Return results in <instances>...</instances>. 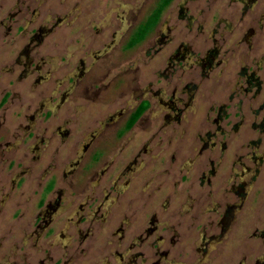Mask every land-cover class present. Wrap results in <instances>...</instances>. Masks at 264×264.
I'll return each mask as SVG.
<instances>
[{
    "label": "rangeland",
    "instance_id": "obj_1",
    "mask_svg": "<svg viewBox=\"0 0 264 264\" xmlns=\"http://www.w3.org/2000/svg\"><path fill=\"white\" fill-rule=\"evenodd\" d=\"M160 1L0 0V264H155L153 253L156 249L149 250L148 245L156 242L160 236H164L165 241L158 255L168 249L167 243L178 240V252L182 250L181 244L185 253L181 256L170 253L159 264H207L206 261L214 259L216 253H209L211 246L205 242L223 228L226 232L215 249L223 252L225 260L228 256L230 258L234 242L240 246L239 243L248 235H251L249 239L246 237L250 246L262 244L264 248V225L255 230L251 224L254 221L252 215L249 224L247 222L248 230L242 233V217L239 216L232 224V213L226 218L220 208L211 212L215 209V202H219L218 196L204 202H194L195 197L189 198L182 192L189 180L197 188L199 180L205 179L196 171L199 161L194 149L199 150L201 145L195 137L198 134L204 136L202 131L210 124L192 126L194 132L190 135V146L183 157L185 160L177 169L171 168L169 179L166 175L159 178L163 182L160 185L163 192L159 195L161 202L169 196L168 212L171 214L168 215L167 226L181 221L175 227L178 231L176 237H173V232L161 228L153 235L146 236L145 230H153L156 226L147 224L143 210L140 218L143 228L139 231L133 226L120 229L116 224L118 213L114 212L106 216L109 223L104 225L106 219L103 210H96L93 215L96 223L89 235H84L88 226L84 220H89L88 213L92 210L84 206L89 194L87 181L89 176L93 181L94 170L97 173L102 170L99 164L93 168L90 163V154L94 148L98 149L101 142L94 132L99 128L98 122L104 118V114L119 109L116 95L129 87L134 70L139 69L143 79L147 75L150 66L136 64V53L143 55L145 62H151L152 68H157L166 57L160 52L157 54V48L166 43L170 53L181 39L178 31L182 30L186 35L189 24L191 30L184 40L192 50L204 48V39L195 37L194 30L199 27L197 7L190 0H171L159 23L144 39L131 47L134 32L146 22L148 14L157 8ZM170 14L171 23H164ZM206 22L208 26L205 28L215 24L214 11L207 14ZM173 24L176 30L170 29ZM172 36L173 40L168 43ZM256 36L248 31L240 39L250 46L255 42L250 61L264 67L260 55L264 50V39L262 35ZM189 45H181V52L189 54ZM210 45L208 42L207 46ZM246 47L242 46L240 51ZM258 47L260 50L255 52L254 49ZM148 55H152L153 59L147 61ZM236 65H232V69L236 67L235 72L244 63L238 60ZM158 71V75L163 76V69ZM249 72H252V67ZM105 77L110 80L112 93L95 94V88ZM256 77H260L264 85V72L258 71ZM87 87H90L89 93L85 92ZM256 87H251L250 96H254ZM125 98L127 95L122 100ZM213 104L208 121L217 124L212 125L211 129L218 127L223 132L232 133V129L238 126V130L232 134V138H218V154L222 153L220 148L224 140H227L229 150H223L225 159L207 171H217L215 181L230 175L228 188L237 191L235 195L240 197L249 193V206L262 190L256 181L259 177L264 179V134L259 135V130L252 129V126H257L264 131L263 97L250 99V102H240V99L234 98L230 103ZM222 106L227 112L224 118L218 114ZM239 108L241 114L236 112ZM114 119L113 116L109 119L108 134L112 132ZM112 137L109 136L107 143L114 142ZM138 137L136 142L140 143L141 138ZM85 145L93 148L80 157ZM243 145L250 147L239 149ZM118 165H115V169L119 168ZM247 166L251 171L244 175ZM179 168L190 169L189 180L179 183L180 176L184 175V171H178ZM160 171H163L162 167ZM123 182L122 178L118 185L121 186ZM139 184L145 186L146 181ZM213 186L216 188V183ZM96 196L100 200L102 195ZM231 198L237 205L240 199L237 196ZM201 203L202 210L209 212L202 216L200 226L212 223L214 227H219L216 231L204 229L206 237L199 244L200 228L194 225L191 218L197 216ZM95 204L96 201L90 205ZM244 212L247 211L243 209ZM148 220L151 221L150 218ZM256 234L262 237L254 238ZM125 238L130 239L128 247L136 243V248L119 259L115 244H120ZM106 240H110L111 245L105 247ZM198 250L202 254L195 253ZM256 252L252 253L250 264H255ZM132 258L133 261H130ZM259 263L264 264V259Z\"/></svg>",
    "mask_w": 264,
    "mask_h": 264
},
{
    "label": "flooded vegetation",
    "instance_id": "obj_2",
    "mask_svg": "<svg viewBox=\"0 0 264 264\" xmlns=\"http://www.w3.org/2000/svg\"><path fill=\"white\" fill-rule=\"evenodd\" d=\"M184 1L186 2L187 0ZM190 2L196 3V18L197 22H199V27L194 30L195 37L204 39V48L192 50L187 41L184 40L186 35H188L187 33L191 30V24H189L186 27V35L182 33V30L178 31L180 32L179 36L181 39H179L178 46L174 50H171L169 53V48L165 46L166 43L157 48V54L160 52L166 55L162 60V66L152 68V63L145 62V57L137 52L135 55L136 64L150 66L147 69L146 79L142 78L143 75L139 69H133L134 78L131 80V84L125 91L120 90L119 94L116 95V102L120 103L119 109L114 111V113L107 112L104 114V118L98 122L99 128L94 134L96 137H100L101 142L98 144V149L94 148V152L90 154L92 155L90 163L93 168L99 164L102 170L98 173L94 170L93 181L90 176L87 181L89 194L84 206L92 210L88 213L90 215L89 220L86 218L84 220L88 224L84 235H89L91 227L96 223V219L93 218L96 210H103L102 213L106 219L103 223L104 225L109 223L106 216L114 212L118 213L116 224L119 225L120 229L121 227L127 229L133 226L136 227L137 231L143 228L141 227L142 222L140 219L143 210L145 212L144 216L147 217V224L149 223V226H156L153 230H145L146 236L153 235L154 231L161 228L169 230L171 233L173 232V237H176L178 231H176L175 227L176 225L179 226L181 221L179 220L176 224L167 226L169 224L167 222L168 215L171 214V212H168L169 196L165 197L163 202H161L159 195L163 194L160 191L162 189L160 185L163 182L159 181V178L166 175L169 179V173L172 171L171 168L176 167L177 169L183 163L185 160L183 157H185V153L188 151L186 148L190 146V135L194 132L192 126H202V124H210V126L203 131L201 130L204 136L202 134L196 135L195 139L201 147L199 150L193 149L196 151L199 161L196 171L205 179L199 180V185L197 188H194V182L189 180L188 173H190V169L182 170L179 168V172L184 171V175L180 176L179 183L189 180L188 186H184L182 192L188 195L189 198L195 197L194 202H199V200L200 202H204L205 199L210 200L218 196L219 199L217 201L219 202L211 200L216 203L213 207L215 209L211 210V212H215L220 208L222 215L227 216L226 218L232 213V224H234V221L239 216L240 218L242 217V233L248 230L247 222L250 220L251 215L254 220L251 223L254 229L256 227L261 228L264 225V201H262L264 199V179L259 177L258 181H256L262 190L258 193V197L255 194L257 199L253 198L254 200L248 206L249 197L247 194L249 193L240 197L235 195L237 191L228 188L231 180L230 175L218 179L219 181H215L217 171H207L210 168L218 166L219 162L225 159L223 150H229L226 147L227 140H224V144H221L220 148L222 153L218 154L216 150L218 138L220 136H225L226 139L232 138V134H236L238 130V126L232 129V133L223 132L218 127L215 130L211 129L212 125L216 126L217 124L208 121V116L213 112V103L224 101L230 103L234 98L240 99V102H250V99L254 100L258 97H263L264 103V96H261L264 93L263 81H261L260 77H256L258 71L264 72V67L253 63L249 58L255 42L250 46V44L243 43L240 39L248 31L257 34L256 38L262 35L264 39V0H190ZM170 3L171 0L169 2L161 0L157 8L148 14L146 22L134 32V38H139L141 29L147 27L148 24L150 25L149 22L152 21L150 27L142 37L144 39L150 30L159 23L162 13ZM212 11H214L216 22L213 26L205 28L208 26L206 16ZM168 17L169 19H165L164 22L166 24L171 23V14ZM170 29L176 30V25L173 24ZM141 40L134 42L131 47L137 45ZM170 40H173V36L169 38L168 43L171 42ZM208 42L211 43L209 47L207 46ZM181 45H189L187 50L190 53L181 52L183 49ZM242 46L247 47L245 50L240 51ZM259 50L260 47L254 49L255 52ZM260 55H262L261 58H263L264 62V50ZM146 58L147 61L153 59L152 55H148ZM238 60L243 61L244 66L241 65V68L235 72L236 67L232 69V65L235 63V66H237ZM251 67L252 72H249ZM161 68L164 71L163 76L158 75V70ZM109 82L110 80L105 77V79L100 81L99 86L95 88L94 93H112ZM158 83H160V86H158ZM155 86L158 88L155 89ZM251 87L257 88L253 97L249 95ZM89 90L90 87H87L85 92L89 93ZM103 95L102 97H104ZM125 95H127V98L122 100ZM141 108H143L141 113L135 118L138 110ZM240 108L236 112L241 114ZM224 109L225 106H222L221 111H218L220 118L226 117L227 112ZM111 116L115 118L114 126L112 127L111 134H108L107 130H109L108 127L111 123L109 119H111ZM133 118L135 119L132 120ZM261 128L252 126L253 130H259V135H263L264 131ZM135 130L137 131L135 132ZM137 134L143 135V137H138ZM110 135L113 136V143H107L109 142ZM124 136H126L124 141L118 144ZM137 137L141 138L140 143L136 142ZM210 139L212 141L209 143ZM248 145L245 146L248 147ZM111 146H113V149H111ZM245 146H240L239 149H243ZM88 147L89 145L83 147L80 157L84 155L85 151H90L93 148V146L91 148ZM74 151L77 155L76 148ZM116 164H119V168L117 169H115ZM232 165L234 166V162ZM148 167H152V170L147 169ZM161 167L163 171H160ZM244 170V175L246 172L251 171L248 169V166ZM230 172H232V168ZM122 178L124 182L119 186L118 183ZM143 180L146 181V184L145 186H140L141 184L139 183L144 182ZM213 183H216V188H214ZM139 186L141 189L138 190ZM258 186L256 187L257 192L259 191ZM90 187L96 188V190L90 189ZM195 189L196 191H194ZM179 191L178 189L177 192ZM100 194L102 196L98 200L96 195ZM231 196H237L240 199L237 205H235V200ZM95 201L96 204L91 207L90 204ZM202 205L201 203L197 208L201 209L197 211V216L191 218L194 225L200 228L199 244L206 237L203 232L204 229L216 231L219 227H214L212 223L200 226L202 216L209 212L208 210H202ZM250 205L256 206L250 207ZM243 209L247 211L244 214L242 213ZM249 210H252V212ZM253 214H256L257 217ZM165 215H167L166 220H164ZM171 216L169 217L170 219ZM44 226L46 225L44 224ZM225 232L226 229L223 228L219 233H213L211 238L206 240L205 244L211 246L208 252L214 251L216 253L214 259L211 258L206 261L207 264H250L251 255L256 251L255 264H260L259 262L264 259L262 244H259L257 247L250 246L248 239L251 235H245L248 239L246 237L243 238L239 243L240 246L234 242L230 250L232 251L230 258L228 259V256L227 260H225L222 255L223 252L215 249L216 244L220 243ZM239 236L243 237V235ZM253 237L259 238L262 236L256 234ZM129 241L130 239L125 238L120 244H115V253L119 254L117 255L119 259L126 252L136 248V243L128 247L127 243ZM164 241V236H160L156 239V242L148 245L149 250L151 248L156 249L153 253V257H156L155 264H159L170 253L179 256L185 253L184 246L181 244V253L178 252V240L167 243L168 249L161 252V255H158L160 253L159 248L164 245ZM104 244L107 247L111 245V242L110 240H106ZM235 249L237 253H235ZM195 253L202 254V251L198 250ZM133 258L130 261H133Z\"/></svg>",
    "mask_w": 264,
    "mask_h": 264
},
{
    "label": "trees",
    "instance_id": "obj_3",
    "mask_svg": "<svg viewBox=\"0 0 264 264\" xmlns=\"http://www.w3.org/2000/svg\"><path fill=\"white\" fill-rule=\"evenodd\" d=\"M165 1H166V2H169L170 0H165ZM151 22H152V21H151ZM151 22H149L150 25H151ZM150 25L148 24L147 27H145L144 29H141V33H140V35H139V38H137V39L134 38V40H132L131 44H133V43L136 42L137 40H138V41L141 40L142 37H143V35H144L145 32L147 31V29L150 27ZM142 109H143V108H141V109L138 110V112H137L135 118L141 113ZM135 118H133L132 120H134Z\"/></svg>",
    "mask_w": 264,
    "mask_h": 264
}]
</instances>
